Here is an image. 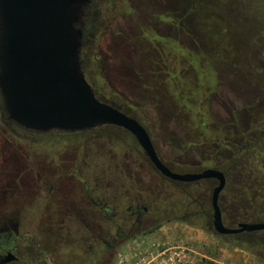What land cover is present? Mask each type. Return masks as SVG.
Wrapping results in <instances>:
<instances>
[{"label": "rangeland", "instance_id": "374dc122", "mask_svg": "<svg viewBox=\"0 0 264 264\" xmlns=\"http://www.w3.org/2000/svg\"><path fill=\"white\" fill-rule=\"evenodd\" d=\"M89 6L95 42L82 50L87 81L98 94L113 100L144 125L161 158L172 169L199 171L219 166L225 159L222 155L227 144L231 152L237 151L232 145L233 130L211 125L209 102L202 104L201 98L207 89L212 91V65L219 82L211 101L220 97L226 98L228 105H240L242 101H237L236 95L244 89L247 98L255 101L247 107L253 120L264 111L255 91L264 85V0H90ZM154 36L165 37L161 38L164 57L175 61L165 83L171 101L188 112V124L195 126L196 134L217 139L213 143L196 144L189 139L172 108V119L160 117L151 98L165 96L162 81L167 69ZM213 104L217 109L218 105ZM250 129L255 139L261 137L254 143L257 156L252 155L257 158L253 179L260 184L258 193L244 199L239 185L229 183L224 193L229 199H221L220 204L235 207L240 203L242 207L244 203L250 215L245 221H264V137L254 126ZM58 132L51 129L44 135L39 131L35 136L41 140L32 142L12 135L0 120V208L9 207L15 199L32 197L34 180L26 170L34 159L31 149L52 158L56 146L47 138ZM89 135L97 138V144L80 149L75 162L82 168L97 167L98 184L106 188L107 197L116 186L125 185L129 187L127 193L147 201L151 211L159 209L160 217L162 213L175 217L161 220L150 227H154L152 231L135 236L111 264H264V229L218 234L210 226V199L205 208L187 207L184 199L189 196L210 197L211 181L202 180L196 185L162 177L135 138L121 127L101 125L86 130L82 137ZM246 151L242 149L239 157ZM176 157L182 162H176ZM34 160L43 164L58 162L57 158L52 161L37 156ZM17 174L25 184L18 189L14 187ZM196 209L204 213L192 218L183 216L185 211L188 214ZM224 223L233 227L236 220Z\"/></svg>", "mask_w": 264, "mask_h": 264}, {"label": "flooded vegetation", "instance_id": "af4514ba", "mask_svg": "<svg viewBox=\"0 0 264 264\" xmlns=\"http://www.w3.org/2000/svg\"><path fill=\"white\" fill-rule=\"evenodd\" d=\"M89 7V3L83 7L79 20V27L83 31L81 63L83 48H90L95 42L93 33L95 28H92ZM91 86L93 87L92 84ZM93 90L100 100L121 109L113 100L98 94L94 87ZM0 120L2 125L14 136L29 139L32 142L41 140L35 136L39 131L19 127L8 118L1 96ZM17 129H22L23 132H19ZM60 131L51 134L54 137L47 138L50 140L49 143L56 146L52 158L49 156L47 158L43 151L31 149L30 153L34 159L37 156L44 157L46 160L54 161L56 158L58 160L54 164H43L41 161L33 159L31 164H28L29 167L26 170L32 173L31 178L34 180L31 185L32 197L15 199L9 207L0 208V264H111L121 248L135 236L143 235L151 226L161 220L170 221L175 218L165 213H162V217H160L159 214L157 215L159 209L154 208L151 211L149 203L141 200L137 195L127 193L129 187L125 185H122L123 188L116 186L111 196L107 197L105 195L106 188L98 184L97 167L82 168L75 162L78 151L85 146L97 144V138L90 135V137H82L86 130ZM42 133L46 135L48 131ZM154 147L160 156L155 145ZM176 158L174 159L176 162L181 161L180 157ZM171 159L173 158L170 157ZM165 164L171 170L176 171L168 163ZM176 172H188V170ZM223 173L226 183L220 192L218 202L224 223V216L226 219L230 218L231 212L226 203L225 207L220 204L221 199H227L223 198L227 185V176L224 171ZM15 177H17L15 188L18 189L25 185L22 180H19L20 174ZM162 177L168 178L164 175ZM64 178L66 181H63ZM202 180L211 181L212 188L217 182L214 178H207L192 181V183L197 185ZM192 199H205L203 202L207 206L210 197L195 196ZM200 205L203 207L199 203H187V207ZM224 209L226 212L223 215ZM200 212L204 213V210L196 209L188 214L185 211L183 216L197 217L200 216ZM232 216L234 215L232 214ZM234 219L237 218L234 217ZM211 221L210 226L213 229ZM238 222L240 221H236L235 226Z\"/></svg>", "mask_w": 264, "mask_h": 264}, {"label": "water", "instance_id": "95a60500", "mask_svg": "<svg viewBox=\"0 0 264 264\" xmlns=\"http://www.w3.org/2000/svg\"><path fill=\"white\" fill-rule=\"evenodd\" d=\"M90 0H0V96L8 118L19 127L84 131L110 124L130 132L162 175L192 182L214 178L212 227L219 234L264 229V221L223 223L218 202L225 186L222 170L176 172L158 156L147 129L136 118L100 100L81 63L79 20Z\"/></svg>", "mask_w": 264, "mask_h": 264}, {"label": "trees", "instance_id": "16d2710c", "mask_svg": "<svg viewBox=\"0 0 264 264\" xmlns=\"http://www.w3.org/2000/svg\"><path fill=\"white\" fill-rule=\"evenodd\" d=\"M262 69V78L264 79V61L261 64ZM253 88V87H252ZM256 88V87H255ZM240 91L237 96V101H242V104L236 105V104H226L225 99L226 98H220L214 99V101H211V112L213 115V124L218 127H225L230 128L233 130L234 133V145L237 148V151H232L228 148V146H231L227 144V147H224V150H227L223 153V157L225 158L224 161L219 162V166H214L222 169L226 176H227V185L230 183L232 185H239L240 189L242 190V195L244 196V199H251V197L255 196V192L258 193L259 183H256V181L253 179L254 175L256 174V171L253 167L254 160L257 158L253 156H257L256 153H254V149L256 148L254 143L257 142V140L261 139L254 138L251 133V126H254L255 129H258V131L262 134L264 137V111L262 114H259V118L256 120H253V115L250 112V110L247 109V107L255 103L253 100H249L246 96L245 91ZM251 90V89H250ZM255 91L258 92V102L260 105H264V85L261 86V89H255ZM261 91V92H260ZM214 98V95L212 96ZM156 103V108L159 110L160 117H166V119H172L173 115L171 112V104L170 101L166 96L160 97L155 99L154 97L151 98ZM217 100V101H216ZM215 102L216 105H218L217 109L214 108ZM233 105V106H232ZM251 108V107H250ZM184 133V131H182ZM181 136V135H179ZM178 139H181V137H178ZM256 140V142H255ZM247 149L246 153L240 158L239 153L242 149ZM197 149L201 150L202 153L207 152L204 147ZM226 153V154H225ZM160 157V156H159ZM160 159H162L160 157ZM252 159V160H251ZM164 162V160L162 159ZM182 162V161H178ZM166 163V162H164ZM220 164H224L225 167L220 166ZM200 165V164H199ZM226 185V186H227ZM234 185V186H235ZM227 187L224 191H226ZM224 196V195H223ZM194 196H189L188 199H184L186 203H199L202 204L203 207L206 206L205 199H192ZM225 198V197H223ZM229 199V198H227ZM209 200V199H208ZM203 202V203H202ZM228 204V203H227ZM229 211L231 212V217L224 220L228 223L233 218H237L236 221H245L247 219H250V215L248 213V210L246 209V205L243 203L242 207L240 206V203L237 204V206L234 207L233 204H229ZM232 214L234 216H232ZM154 228V227H153ZM153 228L150 229V231L153 230Z\"/></svg>", "mask_w": 264, "mask_h": 264}, {"label": "crops", "instance_id": "0c3cea01", "mask_svg": "<svg viewBox=\"0 0 264 264\" xmlns=\"http://www.w3.org/2000/svg\"><path fill=\"white\" fill-rule=\"evenodd\" d=\"M155 37V36H154ZM156 38V43H157V45H158V47H159V50H160V55H161V57L163 58V60L165 61V62H163V66H165L164 68H166L167 69V71L165 72V74H164V77H163V86H164V92H165V96L168 98V100L170 101V104H171V108H172V111H173V113H174V115L176 116V117H179L180 119H181V124H183L185 127H186V129H187V131H188V133L187 134H189V139H191L192 141H194L196 144H206L207 142L208 143H213L214 142V140H217V139H206V137L205 136H203L202 134H196V132H195V126L194 125H189L188 124V121H187V116H188V112H186L185 110H184V108H180L179 107V105H177L176 103H173L172 101H171V98H172V96H171V94L168 92V89H166V79H167V76H168V73H169V71H170V69L173 67V64H174V62L175 61H168L167 60V58L166 57H164V53H163V50H162V40L163 39H161V38H165V37H155ZM174 39V38H173ZM176 40V39H175ZM181 46H182V44L178 41V40H176ZM164 44H166V42L164 41V43H163V46H164V48H165V45ZM169 47V46H168ZM185 64H187V63H185ZM211 64V63H210ZM211 68H212V70H211V72H212V77H213V84L211 85V89H212V91L211 92H209L210 90L209 89H207V92L206 93H204L203 94V98H201L202 99V104L204 103V101L205 100H207L208 102H209V109H210V111H211V97H212V95L216 92V90H217V88H218V77H217V74H216V72H215V70L213 69V67H212V65H211ZM165 69V70H166ZM205 81H201V84L202 83H204ZM211 115H212V112H211ZM211 125H214L213 124V115H212V122H211ZM222 128H225V127H222ZM227 130H230V129H227ZM231 131V130H230ZM232 132V131H231Z\"/></svg>", "mask_w": 264, "mask_h": 264}]
</instances>
